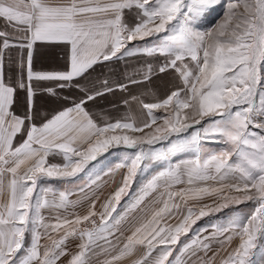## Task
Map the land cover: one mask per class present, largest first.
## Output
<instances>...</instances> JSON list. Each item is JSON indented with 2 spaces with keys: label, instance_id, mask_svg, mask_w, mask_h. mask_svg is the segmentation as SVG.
Masks as SVG:
<instances>
[{
  "label": "snow or ice",
  "instance_id": "1",
  "mask_svg": "<svg viewBox=\"0 0 264 264\" xmlns=\"http://www.w3.org/2000/svg\"><path fill=\"white\" fill-rule=\"evenodd\" d=\"M217 7L222 19L204 30ZM0 20L20 41L10 43L11 34L0 31V264H217L214 244L231 249L219 264H264V0H0ZM161 34L159 47L137 46ZM36 42L66 45L64 70L33 71ZM11 47L29 50L27 83L5 81L4 50ZM137 54L165 58L141 70L143 81L169 69L175 80L156 102L131 97L146 118L98 123L88 102L128 90L107 80L81 88L83 96L55 114L34 110L33 80L52 82L46 91L58 96V89L79 88L94 66ZM18 90L26 92L22 115L14 110ZM159 109L166 114L157 117ZM157 119L163 124L153 129ZM164 141L168 149H158ZM217 142L225 147L211 151ZM114 147L126 150L116 165L124 172L101 200L90 191L100 174L89 165ZM179 152L188 155L174 159ZM86 170L88 190L74 200L69 188L50 184L70 185ZM149 170L133 191L138 174ZM204 197L220 202L189 206ZM146 200L151 213L125 234L122 225L144 212ZM83 201L81 214L75 209ZM245 202L251 211L227 225L194 227Z\"/></svg>",
  "mask_w": 264,
  "mask_h": 264
},
{
  "label": "crops",
  "instance_id": "2",
  "mask_svg": "<svg viewBox=\"0 0 264 264\" xmlns=\"http://www.w3.org/2000/svg\"><path fill=\"white\" fill-rule=\"evenodd\" d=\"M0 31H7L11 34L10 43L19 44L18 39H14L17 35L13 32V29L5 27V22L0 20ZM138 47H146L145 43H137ZM27 48L20 49L18 47H11L4 50V62H3V75L6 82H16L17 80L24 79L27 83ZM32 51V69L33 71H62L64 70L66 63V55L68 48L63 43H50V42H36L33 45ZM138 55V54H137ZM140 55V54H139ZM136 56V55H133ZM124 57L120 60L106 61L98 64L95 67V71H92L87 80H80V87H71L65 89H58V96H52L46 91V87L53 86L54 84L49 81H36L31 82L34 89L35 95L33 97V107L36 112L41 116L55 114L56 111L63 110L64 107L72 105L73 101H78L83 96L81 88H91L93 85L99 87L101 82L107 80L109 82V73L112 71L113 66H120L121 73L124 71V63L127 58ZM23 61V66H22ZM125 74V73H124ZM80 79V78H77ZM128 80V79H127ZM117 83H128L127 82H111L113 86ZM129 85V84H128ZM133 85V84H131ZM130 86V85H129ZM128 86V87H129ZM134 96L131 86L127 91H120L116 89L112 93H106L103 97H97L94 101H89L87 104V110L94 116L98 123H102L104 120H110L115 122L117 119H122L127 116H133L134 108L138 114L143 113V117L146 118V110L142 109L139 102L133 101L131 97ZM67 98V99H65ZM128 99L129 103L125 104L124 100ZM26 92L25 90H18L16 94V103L14 110L18 114H23L26 110ZM134 117V116H133ZM138 119V116H137ZM131 134V133H128ZM140 135V133H135ZM125 149L110 148L108 152L101 154L97 161L90 163L89 168H94L97 173L100 174L99 187L95 185L91 186L90 191L97 192L100 195V199L103 200L109 196L111 192L120 184L121 177L124 169H116V165L121 162L125 155ZM130 151V150H128ZM60 157H56V162L60 161ZM141 174H138L136 182L133 183L132 189L135 191L141 186L140 178ZM94 179L95 177H91ZM53 187L63 189L69 188L73 195L70 199H76L79 195L81 188H86L90 184V177L86 172L80 173L70 185H63L58 181H50ZM127 200V197L123 198L121 204ZM88 207V202L83 201L75 211L83 214ZM99 208V204H97ZM119 211V208H118ZM150 214L147 212V215ZM44 215L47 217L50 215L48 210H44ZM145 216V215H143ZM142 216V217H143ZM136 216L130 219L127 223L122 225V230L127 234L129 227L132 224L138 223L142 218ZM209 255H211L209 253ZM219 264L218 259H216ZM93 264H96L95 258H93Z\"/></svg>",
  "mask_w": 264,
  "mask_h": 264
},
{
  "label": "rangeland",
  "instance_id": "3",
  "mask_svg": "<svg viewBox=\"0 0 264 264\" xmlns=\"http://www.w3.org/2000/svg\"><path fill=\"white\" fill-rule=\"evenodd\" d=\"M223 17V9L217 7L216 11L212 12L208 18L207 21H205L206 28L204 30H207L208 27H213L214 22H219L220 19ZM161 37H150L146 38L145 41H141L138 43H145L146 47L148 48H154V47H159L161 44ZM136 43V42H133ZM124 72L125 73V79L129 77H135L137 80H141V83L138 84H129L131 86V90L134 94V96H137L140 98V100L144 102H156L157 99L163 98L168 92L169 89L173 88V85L175 84V80L173 78V70L169 69V71L165 73H159L158 71L155 72L150 80L143 81L142 76L139 74L142 69H145L147 64H152L155 68H158L161 64L165 62V58L159 55L155 56H146L143 54H138L136 56H133L131 58L124 59ZM112 70V69H111ZM128 85V86H129ZM129 86V87H130ZM128 87V88H129ZM141 105V104H140ZM142 106V105H141ZM136 108H134V114L133 116L138 119L144 118L142 114H138V112H135ZM171 109H169L170 111ZM154 114L157 117H160L165 113L163 109L159 110H153ZM163 124L162 119H157L156 124H154L152 127L153 129L157 126H160ZM145 133L149 131V129L144 130ZM141 134V133H140ZM189 136V133H182L181 138H187ZM173 140L176 139L175 136L172 137ZM156 147L158 149L163 148L165 150L168 149L169 144L167 141L161 142L160 144H157ZM208 147L211 149V151H219L225 147L224 144L222 143H211L208 145ZM188 154L187 153H173V158L174 159H182L185 158ZM149 169H151V165H149ZM151 171H146L145 173H141V185L146 181L147 178L150 177ZM150 199V198H149ZM219 203L220 201L217 200L215 197H204L200 201H190L189 206L196 207L199 209V207L203 204H212L213 201ZM145 210L144 212H137L136 216L142 217L143 215H147V212L151 213L153 205L149 202V200H146L145 202ZM251 202H245L240 205H230L228 208L222 209L218 213H212L209 216L201 218L197 222V225L194 227H204L205 225H210L211 223H218V224H223L227 225L230 219L234 216L237 215H246L251 211ZM212 231L211 227L207 228V231L203 232L202 235H207L209 232ZM237 243L236 240L232 242V247L235 246ZM214 250L219 249V254L217 255L216 259H218V262H220V259L224 257L227 253V251H230L231 249L228 246L221 247L219 244H214L213 245ZM211 254V253H210Z\"/></svg>",
  "mask_w": 264,
  "mask_h": 264
},
{
  "label": "trees",
  "instance_id": "4",
  "mask_svg": "<svg viewBox=\"0 0 264 264\" xmlns=\"http://www.w3.org/2000/svg\"><path fill=\"white\" fill-rule=\"evenodd\" d=\"M120 66H113L112 71L109 73V83L111 82H127V78L125 79L124 71L121 73Z\"/></svg>",
  "mask_w": 264,
  "mask_h": 264
}]
</instances>
